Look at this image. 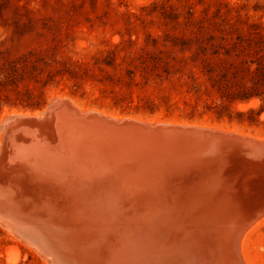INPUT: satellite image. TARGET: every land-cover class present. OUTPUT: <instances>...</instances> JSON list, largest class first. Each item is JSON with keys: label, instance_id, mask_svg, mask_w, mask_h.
<instances>
[{"label": "bare ground", "instance_id": "obj_1", "mask_svg": "<svg viewBox=\"0 0 264 264\" xmlns=\"http://www.w3.org/2000/svg\"><path fill=\"white\" fill-rule=\"evenodd\" d=\"M70 102L47 112L42 122L29 117H41L45 108L3 114L0 158L8 161L0 173L1 228L45 264H54L57 256L59 264H150L161 253L159 242L183 235L192 246L200 239L220 242L226 222L215 216L218 200L243 214L247 225L239 250L247 264L248 234L264 220L263 215L250 227L264 213V139L222 138L221 151L203 133L212 126L111 116ZM12 114L24 117L5 127ZM106 118L122 124H107ZM126 119L148 123H123ZM184 126L199 127L200 133L183 131ZM176 138L183 140L170 141ZM230 146L244 149L234 153L240 151ZM159 214L167 231L161 234L166 240L157 243L135 223L148 226ZM213 227V235L203 236L202 230Z\"/></svg>", "mask_w": 264, "mask_h": 264}, {"label": "rangeland", "instance_id": "obj_2", "mask_svg": "<svg viewBox=\"0 0 264 264\" xmlns=\"http://www.w3.org/2000/svg\"><path fill=\"white\" fill-rule=\"evenodd\" d=\"M233 43L250 47L239 52L232 50ZM262 46L264 0H0V81L16 80V90L30 89L32 99L40 91L46 99L42 108L35 109L2 105L0 122L13 110L41 111L59 95L111 116L208 125L264 139L262 128L217 120L210 113L188 120L163 117V107L154 115L134 108L164 97L180 106L183 100L197 102L201 109L205 100L216 98L210 79L219 78V69L242 58L263 57ZM62 62L71 67L84 62L101 79L108 76L115 84L106 82L112 86L101 93V85L84 81L81 97L71 95L63 79L45 88L28 80L29 72L39 77L40 70ZM12 89L2 94L15 99L19 94ZM117 97H129L124 111L113 105ZM21 98L27 97L21 94ZM257 103L252 99L234 107ZM2 136L0 129V152ZM262 222L248 234L247 264H264ZM0 264L45 262L0 227Z\"/></svg>", "mask_w": 264, "mask_h": 264}, {"label": "trees", "instance_id": "obj_3", "mask_svg": "<svg viewBox=\"0 0 264 264\" xmlns=\"http://www.w3.org/2000/svg\"><path fill=\"white\" fill-rule=\"evenodd\" d=\"M250 46H243L242 44L233 43L232 50H238L244 52L246 48ZM264 51V46L260 48ZM209 72L211 68L207 69ZM226 71V72H224ZM41 76L37 77L32 72H29L27 77L32 83H35L39 88H45L51 84L57 85L60 80H65V85L69 89L71 95L83 96L82 85L84 81H95L103 87L98 89L103 93L107 87L112 86L114 80L108 76L101 79L95 74L84 62H80L78 65H66L63 62L58 66H54L48 70H40ZM227 73L231 76L229 79ZM219 78L216 80L210 79V86L213 91L216 92L215 100H205L201 109L198 107L197 102L190 103L183 100L181 106L178 102H171L164 97H160V100L154 102V100H148L145 104L135 105V109L142 108L143 112L150 115L156 114L161 107L164 109L163 117H178L188 120H193L196 117H200L202 114L210 113L217 120H227L229 123H237L249 128H262L264 131V56L256 58H242L235 60L228 64L227 67H223L218 71ZM20 79V78H19ZM24 79V76H22ZM112 83V84H107ZM16 80L6 79L0 81V106H22L24 108H42L46 99L39 94L36 98H31L32 91L26 88L24 93L20 90H16ZM70 83L69 85H67ZM8 87L13 88L11 91L18 97L11 98L8 94H2L3 90ZM21 94H24L27 98H21ZM100 96L105 97L104 94ZM98 99V98H96ZM129 97H117L114 101V106L121 108L122 111L128 107L130 102H125ZM252 99H257L258 103L255 106H248L242 109H236L234 106L238 104H247ZM123 101L125 102L124 108L122 107Z\"/></svg>", "mask_w": 264, "mask_h": 264}, {"label": "water", "instance_id": "obj_4", "mask_svg": "<svg viewBox=\"0 0 264 264\" xmlns=\"http://www.w3.org/2000/svg\"><path fill=\"white\" fill-rule=\"evenodd\" d=\"M56 96L57 97H55V98H53L47 102V104L45 106L46 113H43V115L41 117L40 116L35 117V118L29 117V119L32 118L34 120L42 122L43 118L47 115V112L58 110V109L64 108L65 106H71L72 105L70 102V98L65 97V96H59V95H56ZM23 117L24 116L18 115V114L10 115L8 118H6L4 120V122H6L5 127L7 125H9L10 123H14V122L17 123L18 121L23 119ZM103 121L107 124L115 125V126H121V124H122L119 122H115V120L112 118H106V119H103ZM123 121H124L123 123L134 122V123L138 124L139 126H142L140 124L148 123V122H143V121L142 122L141 121H133L131 119H129V120L126 119ZM165 122H168V121H165ZM1 125H2V122H0V128L2 129V132H3V128ZM155 125H164V124L155 123ZM167 127H170V125ZM162 128H164V127H162ZM180 128L183 129V131L185 129H188L187 130L188 132L191 131L190 133H193V132H197L195 130L199 127L184 126V128L183 127H180ZM169 130H171V129H169ZM203 130L208 131V132H203L206 135H209L207 137L208 138L207 143L211 144L212 147H216V146L221 147V151H223L226 148L225 145L220 144L221 142L219 143V141H221L222 138H230L227 140L239 139L241 141V142L235 141L234 143H237V142L238 143H245L248 140L251 141V136H249L247 134H242V133L233 132V131L232 132L231 131H222V130L218 129L217 127H212L210 129L209 128H203ZM3 133H2V135H3ZM148 133H151V135H152L154 132H153V130H150V132H148ZM197 133H200V132H197ZM182 137H185V139H187L185 135H182ZM189 137H191V139H200L198 137H196V138H194L192 136H189ZM173 140L178 141V140H183V139H177L176 138V139H172L170 141H173ZM244 140H246V141H244ZM262 142H264V140H262ZM255 144H256V142L253 145H255ZM229 149L235 150V151H240L239 149H244V148H241V146H230ZM234 153H242V152L240 151V152H234ZM4 156H1V158H0V173H5L6 169H7L8 158H7V156L6 157H4ZM182 179H184V178H182ZM186 187H187V185H186ZM188 189L189 188H187L186 191ZM219 197L221 199L224 198V196H221V195H219ZM216 205L218 207V210L215 213L216 218L220 222L223 219L224 224L226 222V230H225V233L223 232V237H221L222 239L220 240V242H217L216 244L215 243L211 244L207 239L204 241H202V239H200L198 241L199 246H192V244L190 243V240L188 238L183 239V237L185 235L182 236V239L177 237L176 241L167 242L169 244V246L167 243H165L166 241H164V243L159 242L160 244H163L162 247L159 249V252H161V253L159 255H157V257L154 258L150 264H244L242 259H241L240 250H239L240 239H241L242 233L244 232L246 225H247L246 223L244 224V222H242L243 214L240 211H234L232 209V206L229 207L226 203H222L218 200H216ZM259 211L260 210H256L255 212L260 213ZM183 212L188 213L187 210H184ZM263 215H264V213L261 214L259 217H257L256 220L250 225V227L255 222H257L261 217H263ZM169 217L171 219H173L174 216L169 214ZM5 218L3 217V219H5ZM161 219L162 218L159 214V216L156 219V222H152V223L148 222V226H146L145 223H142L141 221L138 223L139 226L136 223H135V225L141 231H145L150 236L152 241L158 243L157 240H159V238L162 240L165 238L164 235H161L162 232L167 231V229L165 227H163V223L160 221ZM201 221H204V220L201 219ZM140 225H142V226H140ZM172 226H175V223L172 222ZM214 231H215V229L213 227L212 229L211 228L204 229V230H202L201 233L203 234V236H208L210 234L213 235L212 233H214ZM25 236L29 240L35 242V244H38V245L44 244V243H41V241H39L34 236L33 237L29 236V235H25ZM165 240H166V238H165ZM157 248H158V246H155L156 251H157ZM185 248H186V251L184 250ZM146 249H148L150 251H154L152 247H148V248L146 247ZM198 250L200 251L199 253L196 252ZM163 253L165 254V256L163 255ZM163 258H164V260H163ZM53 262H54V264H59V262H60L59 257L57 256L56 259L53 258Z\"/></svg>", "mask_w": 264, "mask_h": 264}]
</instances>
